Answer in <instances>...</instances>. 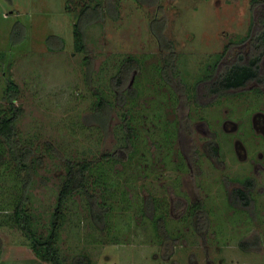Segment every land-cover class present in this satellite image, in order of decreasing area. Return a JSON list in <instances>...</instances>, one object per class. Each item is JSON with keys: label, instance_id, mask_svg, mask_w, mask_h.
I'll list each match as a JSON object with an SVG mask.
<instances>
[{"label": "rangeland", "instance_id": "rangeland-1", "mask_svg": "<svg viewBox=\"0 0 264 264\" xmlns=\"http://www.w3.org/2000/svg\"><path fill=\"white\" fill-rule=\"evenodd\" d=\"M93 1H102L104 10L98 21L85 26L83 52L75 50L73 28L79 13L75 3L81 0H73L71 10L66 9V0H0V108L9 106L4 90L10 78L19 86L14 105L22 108L16 138H30L32 156L44 153L48 142L63 157L75 160L112 153L121 145L123 110L132 115L137 151L133 161L112 164L114 207L106 212L105 228L91 221L84 196L74 194L66 203L58 240L64 264L79 254H86L92 264H264V168L258 166L256 172L251 166L258 146L242 124L241 132L220 131L225 117L248 113L243 105L256 96L250 90L257 88L204 96L200 83L199 98L194 89L233 43L235 50L243 46L242 51H248L255 32L250 30L256 19L252 0ZM57 38L62 40L61 49ZM170 50L186 94L165 85L155 69L168 61ZM128 54L141 60V70L127 78V87L138 92L127 96L123 105L115 104L107 82ZM84 56L89 57L92 87H99L115 105L106 132L89 116L93 96L84 82ZM261 65L264 69V62ZM203 116L210 123L208 129ZM180 119L189 120L183 128L192 129V143L183 132L178 138ZM210 130L218 132L216 160L203 149ZM236 141L247 149L245 161L236 160ZM49 154H42L31 188L34 228L42 235L47 233L65 172L63 159ZM182 154L185 168L179 167ZM5 175L0 177L2 194L10 186ZM245 176L255 179L253 202L248 207L231 204L230 188L239 186ZM121 191L130 200L126 209ZM196 203L202 205L199 212ZM158 212L168 216L167 235L155 223ZM3 218L0 214V264H51L35 256L22 232L4 224Z\"/></svg>", "mask_w": 264, "mask_h": 264}, {"label": "trees", "instance_id": "trees-1", "mask_svg": "<svg viewBox=\"0 0 264 264\" xmlns=\"http://www.w3.org/2000/svg\"><path fill=\"white\" fill-rule=\"evenodd\" d=\"M81 1L82 3L76 2L75 7V5H71L73 0H66V9L71 10L75 7L79 11L77 15L78 20L74 22L73 26L74 47L77 51L86 52L84 28L86 25L98 21L101 18L104 7L102 1ZM138 1L147 4L156 2V0ZM251 8L256 11V19H252V26H255V33L252 38L250 37L251 46L248 60L245 61V57L240 55L237 62L232 64L228 63L220 68L222 63L221 59L216 66H213L212 73L203 75L200 78L199 83H203L206 86L204 96L207 94L212 96L221 94L226 89L237 88L245 85L249 81L259 79V62L264 57V0H252ZM255 20L258 22L257 25L254 23ZM154 21L157 22L156 19ZM57 40L59 42V49L63 48L62 40L60 38H57ZM47 45L52 46L49 43ZM174 54L170 50L168 61L162 66H155V69L160 74L161 81L165 85L174 87L177 92L181 91L184 94L186 93V83L176 71ZM88 60L89 57L84 56L83 63L86 65L84 82L91 87V95L93 96L89 116L92 122L101 128V131L106 132L111 118L110 113L115 106L114 103L123 105L127 96L135 97L137 95L138 91L136 87H127V78L131 72L141 70V60L128 54L117 63L115 72L109 77L107 82L112 88V94L115 96L114 103L103 94L99 87H92V69ZM4 94L8 99L9 106L5 110L0 108V177L4 176L6 172L5 178L6 181L10 182V186L7 192L0 193V214L4 216V224L14 226L27 238L35 256L51 264H64L60 256L58 240L60 230L65 223L66 203L74 194L84 196L91 221L101 230L105 228L107 222L106 212L114 207L111 199L114 200V192L112 189L116 183L114 173L111 171L112 164L115 161H133L137 151L134 143V136L136 135L132 125V115H129L127 111L123 110L120 122L121 145L112 153L103 152L89 159L82 158L75 160L72 157H63L60 149L52 145V142H48L46 143V149H43L44 153L35 157L32 156L35 149L30 138H27V141L25 139L22 140L20 137L16 138V124L22 113V108L14 105V101L19 94V86L14 80L7 78ZM197 97L194 98L195 102L199 101ZM188 122L187 119L179 120L182 127L184 124H188ZM83 126L84 124L81 123L82 128ZM22 141L26 143L23 144ZM51 151L57 157L63 159L65 172L62 174V182L50 214L47 233L46 235H42V233L34 228L35 213L31 203V188L36 168L38 172V167L43 163L42 154H49ZM49 156L51 157L50 154ZM11 163H13L12 167L10 166ZM127 179H130L129 175ZM127 179L126 182H129L130 180ZM96 188L100 190L97 192ZM98 195H100V198ZM119 198L124 201V204L130 202L125 192H122ZM231 198L232 202L239 206H248L252 202L250 193H245L239 188L233 190ZM150 204V201L147 202L145 207L150 206ZM129 206L130 204H127L123 207L126 209ZM166 215L165 213L158 212L154 216L157 227L165 235L168 232L166 229L168 216ZM0 224H2L1 220ZM71 264H92V262L86 254H79L73 257Z\"/></svg>", "mask_w": 264, "mask_h": 264}, {"label": "flooded vegetation", "instance_id": "flooded-vegetation-1", "mask_svg": "<svg viewBox=\"0 0 264 264\" xmlns=\"http://www.w3.org/2000/svg\"><path fill=\"white\" fill-rule=\"evenodd\" d=\"M254 28H255V26H251L250 30L252 31ZM235 45L236 44L233 43V47L231 46L233 48V50L230 47L229 50H227V52L225 53V55L221 58L222 62L224 64L225 63L231 64L232 60H234V63L237 62V59L240 55H243L245 57V61L248 60L250 46H251V40L249 39L248 51H242L243 46L241 49L239 48L238 50H235L237 48V45L236 46ZM263 59L261 60V62H264ZM261 62H259V65H260V71H259V76H258L259 79H254L252 81L247 82L243 86H240L237 88L226 89V91L222 92L221 94H215L214 95L217 97L221 96V95L223 96V95L227 94V92L230 95H237V94H242L243 92H246V90L249 88L250 89H253L255 87L257 88L255 90H250V92L253 91L256 94V96H253V99H251V102L243 105V107L247 106V112L248 113L246 115H238L236 118H234V116L233 117H225L224 119L221 120V122L223 121V123H221V130H220L226 134H233V133H236L237 131L241 132V130L239 129V127H241V124L243 125L242 128H246L248 139L251 140L255 146H258V151L255 155V158L252 160V164H251L252 171H256V172H257L258 166L260 169L264 168V161H261L264 158V69L261 67L262 66ZM199 81H200V79L194 85L195 86V88H194L195 92H196L197 86L200 84ZM202 86L204 87V90H206L205 84ZM184 94H186V93H184ZM196 96H198L197 92H196ZM198 98H199V96H198ZM250 104L251 105L252 104L258 105V107H252L251 109H249ZM229 105L231 107V104H229ZM229 109L231 110V108H229ZM187 119H189L191 121L190 116ZM201 119L207 123L206 128L208 129L210 126V123L208 122V118L203 116ZM208 124H209V126H208ZM237 129H239V130H237ZM182 132L184 135L185 134L187 135V137H188L187 141L192 143V139H193L192 129L185 131L181 125L180 127H178V130L176 132L178 138ZM210 132H212V136H211V138L205 139V141H204L205 147L203 149L206 152L205 155L207 157L210 156L211 159L215 158V160H216V157L219 158V156H220L219 142L217 140L218 132L215 130L214 131L210 130ZM235 153L238 156V159H236L238 161H245L242 159H247V157H248L247 156V153H248L247 149L244 146V144L241 143L240 141H236V143H235ZM181 157H183V159H181V163L179 164V167L185 168V164H184L185 163V161H184L185 155L182 154ZM257 159L260 160L261 162L257 161ZM254 185H255V179L253 177L245 176V180L242 181L239 186H236V187L234 186V187L230 188V191L228 193L230 203L234 204L232 202V198H231V193L233 192V190H236L239 188V189H242L245 193H250V195L252 196V191L254 189ZM252 202H253V200H252ZM252 202H251V204H252ZM234 205H236V204H234ZM246 207H248V206H246ZM201 208H202V205L199 203H196L195 210L197 212H199Z\"/></svg>", "mask_w": 264, "mask_h": 264}]
</instances>
